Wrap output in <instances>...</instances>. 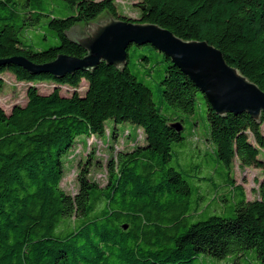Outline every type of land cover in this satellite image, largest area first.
<instances>
[{
    "label": "trees",
    "instance_id": "16d2710c",
    "mask_svg": "<svg viewBox=\"0 0 264 264\" xmlns=\"http://www.w3.org/2000/svg\"><path fill=\"white\" fill-rule=\"evenodd\" d=\"M63 1L70 14L57 17L46 12L45 0H0V74L9 71L29 84L24 105L9 113L0 108V264H191L200 254L223 258L249 249L264 264V178L257 180V197L248 200L230 175L234 161L264 175V114L257 120L245 112L217 114L188 76L150 44L129 45L123 68L100 62L90 71L56 76L10 62L83 57L85 50L65 33L104 13L157 24L183 40H205L264 91V0H139L138 18L119 14L115 0ZM42 17L57 42L38 50L23 37ZM132 46H151L163 57L159 84L169 107L192 114L198 95L203 98L209 126L204 140L215 145L228 170L225 184L239 197L231 216L192 220L190 184L169 164L173 145L184 139L182 121L162 115L151 89L131 72ZM44 80L55 85L46 94L35 86ZM60 86L71 95L60 94ZM106 120L141 128L143 142L118 151L117 161L109 157L103 185L81 168L70 195L60 185L63 156L77 136L103 135ZM176 122L181 131L172 126ZM109 134L114 138L116 129Z\"/></svg>",
    "mask_w": 264,
    "mask_h": 264
},
{
    "label": "rangeland",
    "instance_id": "374dc122",
    "mask_svg": "<svg viewBox=\"0 0 264 264\" xmlns=\"http://www.w3.org/2000/svg\"><path fill=\"white\" fill-rule=\"evenodd\" d=\"M139 0H115L119 14L131 18H138L140 11L134 6ZM46 12L52 16L64 17L70 14L63 0H45ZM100 14L97 18L104 16ZM96 18V19H97ZM47 17H42L40 22L27 29L23 39L25 43L33 47L45 49L56 44L57 39L51 30L46 28ZM129 69L152 91V98L159 112L169 118L182 121V136L180 143L172 147V159L170 165L175 167L182 176L187 179L192 189L189 197V212L193 215V221L205 219L216 214L229 217L234 212L236 202L239 200L237 192H234L225 183L223 173L227 168L218 160L215 145L206 143L204 139L209 135V126L206 119L205 103L201 95H198L195 109L192 114L182 113L169 107L162 99L161 85L159 84L161 72L166 62L160 53L151 46H132L129 49ZM147 56L148 62L140 59ZM29 84L18 82L14 75L5 71L0 74V108L9 113L13 105L26 103V89ZM38 92L46 94L54 88L51 80H44L36 85ZM86 83L82 82L78 93L83 94ZM60 94L70 96L72 89L60 86ZM103 135L87 136L79 135L75 139L72 148L63 156L64 176L61 181L62 189L70 195L77 191V174L81 168L87 169V177L100 185L106 182L107 160L109 157L117 161V152L129 150L132 145L143 142V131L137 129L129 122L114 124L111 120L105 121ZM116 129L113 138L109 131ZM264 133V123L261 125ZM259 157L264 159V150ZM233 182L240 185L248 200L257 197L255 191L257 180L264 178L261 170L237 166L236 161L230 168ZM220 198L219 200L217 198ZM191 264H258L257 254L254 249L246 250L240 254H229L223 258H217L207 254L198 255Z\"/></svg>",
    "mask_w": 264,
    "mask_h": 264
},
{
    "label": "water",
    "instance_id": "95a60500",
    "mask_svg": "<svg viewBox=\"0 0 264 264\" xmlns=\"http://www.w3.org/2000/svg\"><path fill=\"white\" fill-rule=\"evenodd\" d=\"M65 34L85 50L83 57L58 54L43 65H34L23 57H14L10 62L31 73L43 71L56 76L90 71L100 62L123 68L127 65L129 45L150 44L188 76L217 114L245 112L255 120L264 114V91L228 64L222 52L205 40H183L157 24L106 14ZM172 126L177 131L182 129L179 122Z\"/></svg>",
    "mask_w": 264,
    "mask_h": 264
}]
</instances>
